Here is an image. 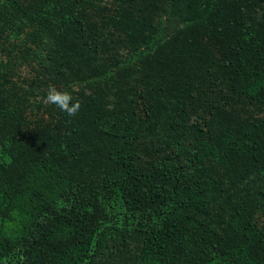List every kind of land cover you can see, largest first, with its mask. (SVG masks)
<instances>
[{
	"label": "trees",
	"instance_id": "1",
	"mask_svg": "<svg viewBox=\"0 0 264 264\" xmlns=\"http://www.w3.org/2000/svg\"><path fill=\"white\" fill-rule=\"evenodd\" d=\"M0 264H264V0H0Z\"/></svg>",
	"mask_w": 264,
	"mask_h": 264
},
{
	"label": "clouds",
	"instance_id": "2",
	"mask_svg": "<svg viewBox=\"0 0 264 264\" xmlns=\"http://www.w3.org/2000/svg\"><path fill=\"white\" fill-rule=\"evenodd\" d=\"M45 102L54 104L69 116H74L81 108L80 101L73 102L72 94L68 91H60L54 86H49L45 96Z\"/></svg>",
	"mask_w": 264,
	"mask_h": 264
}]
</instances>
